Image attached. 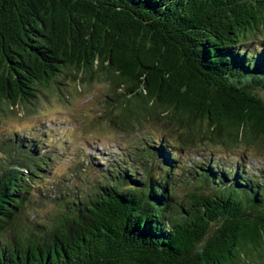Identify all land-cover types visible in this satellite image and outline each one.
Instances as JSON below:
<instances>
[{
    "label": "trees",
    "instance_id": "trees-1",
    "mask_svg": "<svg viewBox=\"0 0 264 264\" xmlns=\"http://www.w3.org/2000/svg\"><path fill=\"white\" fill-rule=\"evenodd\" d=\"M96 79L160 130L73 185L0 134V264H264V0H0V120Z\"/></svg>",
    "mask_w": 264,
    "mask_h": 264
},
{
    "label": "rangeland",
    "instance_id": "rangeland-1",
    "mask_svg": "<svg viewBox=\"0 0 264 264\" xmlns=\"http://www.w3.org/2000/svg\"><path fill=\"white\" fill-rule=\"evenodd\" d=\"M59 88L44 90L34 105L14 108L13 113L0 120L1 135L17 130L36 139L42 146L48 141L47 150L55 146L52 176L46 179V185L57 177L74 178L66 181L67 185L80 184L82 179L87 180L93 175L90 162L105 167L106 159L120 156L131 141L140 143L142 138L155 136L160 130L150 124L148 129L138 126L126 132L111 128L106 112L111 107L109 103H113L108 99L111 91L106 81L80 80L70 85H59ZM112 110L111 113L116 112V108ZM58 147L61 149L58 150ZM247 153L251 154L248 158L250 167L257 172L264 171L263 154L258 156L256 151ZM92 156L96 157L94 161H91ZM78 169L83 170L77 174L80 178L72 176L73 171Z\"/></svg>",
    "mask_w": 264,
    "mask_h": 264
}]
</instances>
